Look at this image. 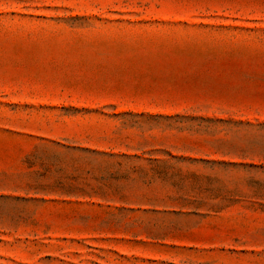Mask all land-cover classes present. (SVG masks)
<instances>
[{
  "label": "rangeland",
  "instance_id": "rangeland-1",
  "mask_svg": "<svg viewBox=\"0 0 264 264\" xmlns=\"http://www.w3.org/2000/svg\"><path fill=\"white\" fill-rule=\"evenodd\" d=\"M0 264H264V0H0Z\"/></svg>",
  "mask_w": 264,
  "mask_h": 264
}]
</instances>
